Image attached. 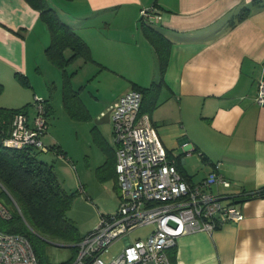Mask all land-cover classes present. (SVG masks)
Instances as JSON below:
<instances>
[{"label": "crops", "instance_id": "obj_1", "mask_svg": "<svg viewBox=\"0 0 264 264\" xmlns=\"http://www.w3.org/2000/svg\"><path fill=\"white\" fill-rule=\"evenodd\" d=\"M47 3L88 44L93 58L88 63L97 65L94 74L110 86L111 96L103 100L96 121L133 84L148 87L158 81L154 48L138 22L142 8L155 7L148 24L167 39L170 49L159 104L150 115L152 125L187 181H201L220 162L230 186L213 191L226 195L222 204L235 203L241 211L239 220L220 222L211 234L179 238L168 250L171 264H264V197L251 196L264 187V107L255 102L258 82L264 79V0H83L85 13L77 17ZM244 7L250 8L249 14L233 25ZM123 8L130 10L124 31L103 32V12ZM84 25L99 30L82 35L78 29ZM49 41L39 11L25 0H0L3 89L9 85L21 92L16 74H22L34 95L33 80L55 76L44 53ZM21 104L0 107L18 109L28 103ZM108 122L110 126L111 118ZM96 129L102 158L95 174L107 158L104 146L114 156L99 177L114 178L116 204L98 209L81 236L119 204L113 168L116 144L112 146L102 123ZM74 256L72 251L70 258Z\"/></svg>", "mask_w": 264, "mask_h": 264}, {"label": "built area", "instance_id": "obj_2", "mask_svg": "<svg viewBox=\"0 0 264 264\" xmlns=\"http://www.w3.org/2000/svg\"><path fill=\"white\" fill-rule=\"evenodd\" d=\"M140 14L149 17L146 9ZM255 102L264 107V79L258 82ZM141 103V93L131 90L110 106L119 204L115 212L101 216L76 244L69 264H171L168 250L176 247L179 238L197 232L211 234L220 222L241 217L237 204H222L226 195L213 191L230 186L221 163H215L201 181H187L156 133L149 114L140 111ZM34 107L32 120L23 110L8 116L0 114L3 147L47 150L41 141L47 131L45 100L36 99ZM8 218L10 211L0 201V220ZM145 225L153 227L146 238H128L133 230ZM120 239L125 240L121 253L105 263L102 254ZM0 264L40 263L24 236L0 230Z\"/></svg>", "mask_w": 264, "mask_h": 264}, {"label": "rangeland", "instance_id": "obj_3", "mask_svg": "<svg viewBox=\"0 0 264 264\" xmlns=\"http://www.w3.org/2000/svg\"><path fill=\"white\" fill-rule=\"evenodd\" d=\"M59 13H69L81 16L85 13L86 6L83 0H47ZM130 10L122 9L119 13L115 11H104L100 25L106 27L103 32H122L123 25L126 26L127 16ZM140 14V11H139ZM124 16V17H123ZM140 16V15H139ZM95 25L97 20H93ZM125 29V28H124ZM98 26L86 28L85 25L78 29L82 35L84 32H97ZM119 30V31H118ZM67 56L70 55L66 51ZM87 64V65H86ZM95 64V63H92ZM93 67L90 63L78 58L68 63L67 72L71 75V93L67 104L72 107L75 117H71L63 107L62 89L63 78L59 68L52 65L54 77L47 80V75L33 80L36 94L32 95V88L16 81L21 92L16 91L12 86H5L0 93V106L18 105L28 103L26 109L30 120L35 114L34 102L36 99L46 100L51 111L47 116V131L41 135V141L49 148L48 151H41L37 154L39 160L53 166L56 175L62 186L69 193L74 194L71 208L67 211V217L77 226L80 233L92 225L98 209L112 207L115 202V180L108 178L103 180L95 174V168L101 161L102 153L96 144V126L102 123L106 128L107 136L114 147V137L112 133L111 110L100 114L96 121L95 115L102 107L103 100L110 98V86L104 78H98L94 71L98 67ZM17 86V85H16ZM26 93L28 95H26ZM13 107V106H11ZM90 116H89V114ZM92 115V117H91ZM99 115V114H98ZM108 126H106V125ZM52 147V148H51ZM84 186L82 188V186ZM89 195V197L87 196ZM9 208V207H8ZM99 219V218H98ZM95 221L94 227L98 224ZM93 227V228H94ZM92 228V229H93ZM151 225H145L133 230L128 238H146L152 230ZM125 242L120 239L112 244L102 254L105 263H109L122 251ZM72 255V248L61 242L47 241L43 243L42 264H58L67 261Z\"/></svg>", "mask_w": 264, "mask_h": 264}, {"label": "trees", "instance_id": "obj_4", "mask_svg": "<svg viewBox=\"0 0 264 264\" xmlns=\"http://www.w3.org/2000/svg\"><path fill=\"white\" fill-rule=\"evenodd\" d=\"M25 1L33 9L39 11L40 19L49 32L50 41L44 53L48 61L62 72L63 107L71 117L79 119L74 116L72 107L67 104L73 90L71 86L72 74L67 72L66 66L78 58H82L85 62H93L91 50L88 44L69 25L60 20L56 12L48 5L47 0ZM143 9H146L149 17H143L139 14L138 22L154 48L159 67V79L148 87L133 84L132 90L141 93L140 111L150 116L159 104V88L165 84L164 74L168 64L170 43L148 24L152 16L157 13L155 7L150 6L141 10ZM249 12L250 8L244 7L236 20L232 21V24L234 25L247 17ZM66 51H69L70 55L67 56ZM16 78L23 85L29 86L26 76L16 74ZM2 89L0 84V93ZM45 108L47 118L50 105L46 100ZM21 110L24 111L23 108L7 109L0 107V114L8 116ZM101 149L107 158L97 168L98 176L112 165L111 159L114 156V153L106 147L101 146ZM48 150L47 147L46 151ZM39 152L41 150L32 147L11 149L0 144V201L9 207L10 211V218L0 220V230L5 233L24 236L31 245L39 263L42 264L44 242L57 241L70 245L75 254L76 244L83 236L80 235L75 223L66 215L71 208L74 194L64 189L51 164L38 159L37 154ZM113 168L115 174V165ZM251 196L264 197V187ZM13 203L16 204L17 208L14 207ZM71 261L72 258H69L67 261L58 264H69Z\"/></svg>", "mask_w": 264, "mask_h": 264}]
</instances>
